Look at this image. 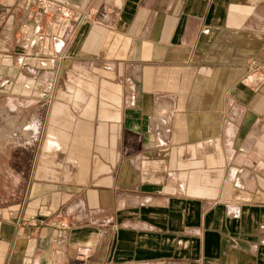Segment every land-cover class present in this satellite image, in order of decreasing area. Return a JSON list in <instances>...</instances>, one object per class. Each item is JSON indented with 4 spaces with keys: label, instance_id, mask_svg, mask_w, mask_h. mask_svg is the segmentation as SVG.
Masks as SVG:
<instances>
[{
    "label": "crops",
    "instance_id": "crops-1",
    "mask_svg": "<svg viewBox=\"0 0 264 264\" xmlns=\"http://www.w3.org/2000/svg\"><path fill=\"white\" fill-rule=\"evenodd\" d=\"M43 1L0 0V264H264V0Z\"/></svg>",
    "mask_w": 264,
    "mask_h": 264
},
{
    "label": "built area",
    "instance_id": "built-area-1",
    "mask_svg": "<svg viewBox=\"0 0 264 264\" xmlns=\"http://www.w3.org/2000/svg\"><path fill=\"white\" fill-rule=\"evenodd\" d=\"M27 2L30 5H35L36 7H40L42 9H46V6H48L43 0H27ZM56 10L60 9L56 8Z\"/></svg>",
    "mask_w": 264,
    "mask_h": 264
},
{
    "label": "rangeland",
    "instance_id": "rangeland-1",
    "mask_svg": "<svg viewBox=\"0 0 264 264\" xmlns=\"http://www.w3.org/2000/svg\"><path fill=\"white\" fill-rule=\"evenodd\" d=\"M5 123L3 122V120L2 119H0V135L2 134V133H5ZM1 147V146H0ZM3 163H4V161H3ZM22 166V162H20V164L19 165H17V167H21Z\"/></svg>",
    "mask_w": 264,
    "mask_h": 264
}]
</instances>
